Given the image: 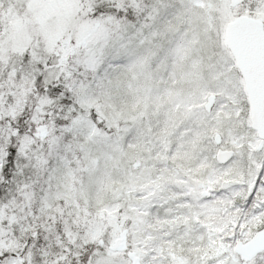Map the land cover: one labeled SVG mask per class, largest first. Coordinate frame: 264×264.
I'll return each instance as SVG.
<instances>
[{
    "label": "rangeland",
    "instance_id": "1",
    "mask_svg": "<svg viewBox=\"0 0 264 264\" xmlns=\"http://www.w3.org/2000/svg\"><path fill=\"white\" fill-rule=\"evenodd\" d=\"M87 1L68 0L66 16H73L74 7ZM11 8L6 7L9 15ZM153 11L132 31H114L110 43L101 35L103 20L75 21L65 36L53 33L46 37V54L57 47L62 50L56 52L50 67L58 58L67 66L68 59L79 56L81 50L87 58L92 57L90 53L96 55L89 65L97 71L91 82L76 91L77 103L80 110L101 105L116 132L110 137L100 135L83 113L73 118L69 129L86 142L91 154L88 168L100 158L109 171L114 168L127 174L125 188L135 196L137 219L133 227L138 230L132 237V252L140 264L237 263L232 244L237 240L247 242L264 231V143H259L245 124L250 113L244 82L230 52L222 41L218 53L204 56L201 38L213 29L214 13H221L225 23L246 14L264 24V0L243 2L237 7H230L228 0H176ZM159 15L173 23L168 26L172 29L167 47L170 58L184 60L183 84L178 90L166 88L158 78L154 81L153 75L151 82L149 61L157 63L162 57H154L151 49L158 22L155 16ZM29 55L31 63L40 60L42 67L47 66L39 49ZM209 96L213 100L206 110ZM153 98L157 134L148 117ZM7 102L8 111H14L17 100ZM4 105L0 100V116ZM36 131L43 137L47 129L42 125ZM215 135L220 137V147L235 150L228 164L213 163ZM138 140L148 141L149 150H159L160 170L152 165L155 156L148 152V157L136 148ZM244 147L251 163L247 171L237 166ZM95 153L100 156L94 158ZM122 184L120 181V188ZM100 225L87 230L89 238L98 237ZM114 245L116 252L101 254L93 264H130L127 254L132 252L124 236L116 237ZM7 262L14 264L15 259ZM244 264H264V253Z\"/></svg>",
    "mask_w": 264,
    "mask_h": 264
},
{
    "label": "trees",
    "instance_id": "2",
    "mask_svg": "<svg viewBox=\"0 0 264 264\" xmlns=\"http://www.w3.org/2000/svg\"><path fill=\"white\" fill-rule=\"evenodd\" d=\"M67 2L0 0V100L5 102L0 116V264L12 258L14 264H93L101 254L117 251L113 242L121 235L128 241V250H134L132 237L138 231L133 227L137 219L135 196L126 191L127 174L114 168L109 171L100 158L88 168L91 154L85 148L86 142L69 129L73 118L83 113L100 135L110 137L116 132L101 105L80 110L77 103L76 91L91 82L97 71L89 65L96 55L89 52L92 57L87 58L81 50L79 56L68 59L67 66L58 58L50 67L62 50L57 47L53 49L55 55L52 50L46 54V37L53 33L65 36L75 21L103 20L101 35L110 43L114 31H132L146 15L153 14L154 8L162 9L176 0H88L74 7L69 18ZM7 5L12 7L10 15ZM213 15L215 28L201 38L204 56L218 53L217 47L223 41L225 17L221 13ZM155 23L151 49L154 57H162L157 63L149 61L151 82L153 75L154 81L158 78L166 88L178 90L185 70L184 60L170 58L167 51L172 35L168 26L173 23L162 15L155 16ZM35 49H39L47 66L42 67L40 60L31 63L29 52ZM15 100L18 104L9 112L7 101ZM150 107L149 124L157 134L154 98ZM245 124L253 132L248 119ZM42 125L47 132L40 137L35 131ZM136 148L148 157L155 156L152 165L160 170L159 150H149L145 140H138ZM246 152L244 147L237 165L244 171L251 167ZM195 160L196 166L197 157ZM98 223V237L89 238L87 230ZM234 256L237 263L232 264L247 262L236 253Z\"/></svg>",
    "mask_w": 264,
    "mask_h": 264
},
{
    "label": "water",
    "instance_id": "3",
    "mask_svg": "<svg viewBox=\"0 0 264 264\" xmlns=\"http://www.w3.org/2000/svg\"><path fill=\"white\" fill-rule=\"evenodd\" d=\"M244 1L255 0H229V4L234 7ZM225 26L224 44L244 81L249 123L258 138L264 140V24L256 17L243 14L227 22ZM212 100V97L207 99V110L210 109ZM215 137L218 143L220 137ZM233 154L232 149H218L215 159L220 164H227ZM233 246L241 256L252 258L254 254L264 251V232L257 233L249 242L236 241ZM128 259L130 264H140L134 253H130Z\"/></svg>",
    "mask_w": 264,
    "mask_h": 264
}]
</instances>
